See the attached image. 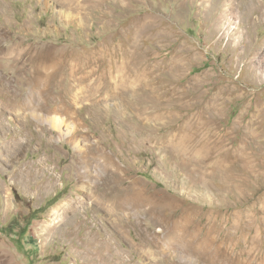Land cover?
Returning <instances> with one entry per match:
<instances>
[{"label": "rangeland", "instance_id": "1", "mask_svg": "<svg viewBox=\"0 0 264 264\" xmlns=\"http://www.w3.org/2000/svg\"><path fill=\"white\" fill-rule=\"evenodd\" d=\"M0 264H264V0H0Z\"/></svg>", "mask_w": 264, "mask_h": 264}]
</instances>
